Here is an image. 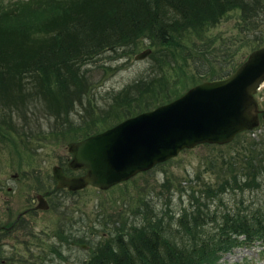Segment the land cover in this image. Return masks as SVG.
Wrapping results in <instances>:
<instances>
[{
    "label": "rangeland",
    "instance_id": "1",
    "mask_svg": "<svg viewBox=\"0 0 264 264\" xmlns=\"http://www.w3.org/2000/svg\"><path fill=\"white\" fill-rule=\"evenodd\" d=\"M21 1L0 0V28H12L16 35L27 23L42 25L49 10L68 0H41L35 12L21 11ZM259 1L254 16L233 8L217 23L177 37L175 41L182 45L177 49L149 34L120 41L81 68L86 78L77 87L64 88L66 84L60 86L55 79L42 85L36 75L27 106L17 101L23 98L20 89L11 88L13 98L6 100L0 83V228H7L0 233V264H89L107 243L116 244L118 234L132 235L157 223L167 236L183 244L188 240L179 223L184 212L205 210L207 205L210 213L264 207V182L258 184L261 188L242 189L247 176L238 170L234 184L232 167L225 165L229 160L236 169L246 162L264 164V113L257 128L231 143L182 150L108 190L57 188L53 177L56 165L69 175L85 172L69 169L70 142L114 126L139 106H157L153 95L140 96L152 80L162 81V95L174 98L194 85L234 72L264 45V0ZM42 27L32 35L42 33ZM147 48L152 53L137 60L135 56ZM256 96L264 111V85ZM227 177L231 185L226 184ZM262 179L263 175L257 180ZM39 194L48 209L37 208ZM209 224L205 231L212 229ZM263 248L260 244L235 248L218 264H264Z\"/></svg>",
    "mask_w": 264,
    "mask_h": 264
},
{
    "label": "trees",
    "instance_id": "2",
    "mask_svg": "<svg viewBox=\"0 0 264 264\" xmlns=\"http://www.w3.org/2000/svg\"><path fill=\"white\" fill-rule=\"evenodd\" d=\"M21 2L19 6L21 11L24 12L28 8L35 12L39 10L41 0ZM259 2V0H68L62 7L56 6V9L49 10L42 25L27 23V26H21L18 35L12 28H0L2 92L9 101L13 98L11 90L20 89L23 98L17 101L27 106L30 104L28 90L31 91L30 84H37L33 80L36 75L41 76L42 85H50L52 79H55L54 82H58L60 86L66 84L64 88L69 89L71 85L77 87L86 78L81 68L93 63L98 55L110 47H116L120 41L136 39L140 34H149L163 45L181 47V43L175 40L183 38L182 34L198 32L209 24L217 23V18L233 8L246 9L248 15L254 16L260 7ZM15 15L17 18L22 16L20 11ZM39 26H43L44 31L38 32V36L32 35ZM20 36L24 38L21 41L18 39ZM26 78L30 80H25ZM163 86L162 81L152 80L140 96L143 98L145 94L153 95L157 106L178 97L162 95ZM19 95L21 94L17 97ZM4 103L9 105L12 102ZM155 107L139 106L137 111L130 112L121 120ZM4 111L8 114L7 109ZM19 111L23 110L20 108ZM11 117L12 113L10 122ZM93 134H88L84 138ZM237 136L236 138L239 137ZM225 165L232 167L234 184L239 179L237 175L239 170L247 176L245 182L241 184L242 189L252 185L261 188L257 186L264 182V179H257L261 175L264 176V164L256 162L248 165L246 162V165L236 169V164L229 160ZM226 184L231 185L228 177ZM206 207L205 210L198 208L192 213L184 212L181 215L179 223L188 239L183 244L167 236V230L161 223H157L152 228L134 231L132 235L118 234L116 244L107 243L103 246L101 254L94 256L89 264H218L225 254L232 253L235 248H250L256 244L264 247V207L251 211L239 206L236 208L239 210L234 212L223 210L213 213L207 212L209 207L208 205ZM249 208H252L250 204ZM209 223L213 227L205 231L204 227H208ZM4 230L7 228H0V233H5Z\"/></svg>",
    "mask_w": 264,
    "mask_h": 264
},
{
    "label": "water",
    "instance_id": "3",
    "mask_svg": "<svg viewBox=\"0 0 264 264\" xmlns=\"http://www.w3.org/2000/svg\"><path fill=\"white\" fill-rule=\"evenodd\" d=\"M152 53L147 48L135 58ZM264 85V46L255 49L234 72L208 80L151 110L128 117L116 125L68 144V167L85 172L69 175L53 167L57 188L78 191L87 186L101 190L127 181L201 144L225 145L238 134L257 128L261 114L257 92ZM37 208L48 209L38 195Z\"/></svg>",
    "mask_w": 264,
    "mask_h": 264
}]
</instances>
